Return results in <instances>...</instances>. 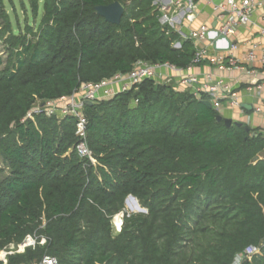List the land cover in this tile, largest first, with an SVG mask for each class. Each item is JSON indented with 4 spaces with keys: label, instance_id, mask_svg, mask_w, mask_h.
Wrapping results in <instances>:
<instances>
[{
    "label": "trees",
    "instance_id": "16d2710c",
    "mask_svg": "<svg viewBox=\"0 0 264 264\" xmlns=\"http://www.w3.org/2000/svg\"><path fill=\"white\" fill-rule=\"evenodd\" d=\"M114 1L124 8L116 25L94 10ZM153 1L42 0L38 25L15 30L0 0V250L46 239L0 264H264L258 128H227L213 107L153 79L85 104L95 162L76 152L74 116L41 107L27 117L137 60L192 65L193 42L159 23ZM129 195L146 213L128 223ZM119 213L127 223L114 233Z\"/></svg>",
    "mask_w": 264,
    "mask_h": 264
},
{
    "label": "built area",
    "instance_id": "2783aa9c",
    "mask_svg": "<svg viewBox=\"0 0 264 264\" xmlns=\"http://www.w3.org/2000/svg\"><path fill=\"white\" fill-rule=\"evenodd\" d=\"M199 0H154L160 12L159 23L164 27H169L180 34L184 39H190L199 45L195 47L193 64L185 68V72L180 75H172L166 71L176 72L181 70L168 63H152L137 60L132 69L127 73H116L110 78L99 82H83L76 92L68 97H60L56 100H46L35 105L27 113V117H32L33 113L40 111L49 115L65 116L71 115L76 118V131L78 141L75 149L79 157L95 162L92 151L86 144V124L87 119L84 114L86 102L107 99L117 93L133 89L138 83L145 79H153L159 83H166L175 79V88L190 92L193 97L199 100H208L212 107L218 112L221 110L222 101L229 107L238 108L245 112L246 107L240 103L239 89L244 87L253 91L257 98V104L251 106V113L264 114V43L250 42L245 49L246 63H241L232 52L238 48L237 41L231 40L239 28L247 27L254 23V14L264 7V0H202L210 6L215 16V26H208L203 23L193 28L190 27L197 18V4ZM190 29L185 31L183 26ZM258 26V25H257ZM259 32L264 36V21L258 26ZM228 40V42H227ZM208 42L214 49V54L209 52ZM202 44V45H201ZM174 47H179L180 42L173 43ZM217 46L218 48H215ZM209 61L217 65L219 69H231L238 73L232 82L222 78H215L207 74L203 78L190 72L193 65ZM246 113V112H245ZM247 121L243 124L250 128H258L264 136V124L260 127H251ZM46 239L35 235H27L19 244H10L7 248L0 250V261L7 262V255L20 253L27 247L34 248L37 244H44ZM256 247H249L247 254L256 252ZM35 264H58L56 259L44 256L41 262Z\"/></svg>",
    "mask_w": 264,
    "mask_h": 264
},
{
    "label": "crops",
    "instance_id": "0c3cea01",
    "mask_svg": "<svg viewBox=\"0 0 264 264\" xmlns=\"http://www.w3.org/2000/svg\"><path fill=\"white\" fill-rule=\"evenodd\" d=\"M197 18L194 21V23L190 27H197L200 24H207L208 26L214 27L215 25V16L213 14V10L210 6L206 5L205 2L202 0L198 1L197 4ZM264 21V7L259 8L255 14H254V23L243 28H239L235 35L232 36L231 40L237 41L238 48L232 52V54L243 64L246 63V55H245V49L246 46L250 42H261L264 43V36L260 34L258 26L262 24ZM214 25V26H213ZM258 25V26H257ZM183 30L187 31L190 28L188 26H183ZM194 46H198L199 44L197 42H193ZM204 45L208 46L209 52L214 54V49L210 47V44L208 42H204ZM202 45V44H201ZM216 54V53H215ZM181 70L176 71L175 73L172 71H166L169 72V74L172 75H180L185 72V69L179 68ZM190 72L193 74L198 75L200 78H203L207 74L213 75L214 79L215 78H222L225 81L232 82L236 76H238L237 71L231 70V69H224L221 70L217 65L212 64L209 61H204L202 63L193 65L190 69ZM176 78L172 79V86L174 87L176 82ZM175 88V87H174ZM239 96H240V103L242 106L247 107L245 109V112H242L238 108H232L229 107L226 102L222 101V106L221 110H219L220 114L223 115L224 117L231 118L232 120L235 121H241V122H246L247 121V114H249V124L251 127H260L261 125L264 124V114H255L251 113L249 111L251 106L257 104V98L253 91L248 90L244 87L239 89Z\"/></svg>",
    "mask_w": 264,
    "mask_h": 264
},
{
    "label": "rangeland",
    "instance_id": "374dc122",
    "mask_svg": "<svg viewBox=\"0 0 264 264\" xmlns=\"http://www.w3.org/2000/svg\"><path fill=\"white\" fill-rule=\"evenodd\" d=\"M4 6L13 25V29L15 30L18 28V26L23 29L26 24H33V26L36 27L40 22L41 16L43 14L42 0H37L36 15L33 14L29 0H4ZM1 49L2 45H0V50ZM166 84H170L172 86L171 81L166 82ZM0 167H3L1 159ZM138 205L142 210H138L132 200H129L128 203L125 202L124 209L126 212V217L129 220L128 223L132 222L133 220H137L141 216V214L143 215L146 213L145 209L142 208L139 203ZM111 223L113 225L114 233H118L127 223V221L125 222L124 214L119 213L112 217ZM240 259L241 256H237L234 264H238Z\"/></svg>",
    "mask_w": 264,
    "mask_h": 264
},
{
    "label": "water",
    "instance_id": "95a60500",
    "mask_svg": "<svg viewBox=\"0 0 264 264\" xmlns=\"http://www.w3.org/2000/svg\"><path fill=\"white\" fill-rule=\"evenodd\" d=\"M94 10H95L96 14L101 16L102 18H104L105 21L116 25V24H119V22H120V18L123 14L124 8L118 1H114V2H112L110 4H106V5H97V6H95ZM227 42H228V40H227ZM215 48H218V47L215 46ZM200 101L207 108H212V104L210 101H208V100H200ZM86 104H91V102H86ZM248 109H250V108H248ZM215 121L218 123L222 122L224 124V126L227 128H229L231 126H238V127L243 126V122L235 121V120H232L231 118L224 117L223 115L220 114V112H218L215 115ZM245 129L247 132L249 131L248 127H245ZM129 200H132L134 202V204L136 205V208L138 210H142L139 207L135 197H133L132 195H129L126 198L125 202L128 203ZM262 244L264 245V239L262 241Z\"/></svg>",
    "mask_w": 264,
    "mask_h": 264
}]
</instances>
